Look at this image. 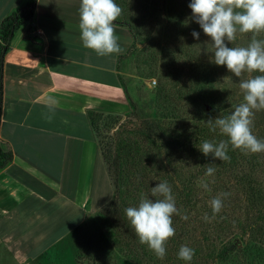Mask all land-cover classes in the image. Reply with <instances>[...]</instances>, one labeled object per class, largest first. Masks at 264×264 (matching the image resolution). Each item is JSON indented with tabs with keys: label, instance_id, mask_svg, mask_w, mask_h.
I'll list each match as a JSON object with an SVG mask.
<instances>
[{
	"label": "rangeland",
	"instance_id": "1",
	"mask_svg": "<svg viewBox=\"0 0 264 264\" xmlns=\"http://www.w3.org/2000/svg\"><path fill=\"white\" fill-rule=\"evenodd\" d=\"M116 3L122 9L121 14L136 23L141 34L132 40L119 63L121 78L136 109L96 118L106 184L95 192L82 223L56 247L29 260L11 256L0 248V264H164L163 258L155 256L147 244L123 231L125 204L131 203L129 196L138 197L140 190L131 186L126 165L117 158L116 138L152 151L153 156L158 152L154 139L158 141L161 153L155 155L151 172L156 185L167 181L176 193L173 194L176 202L183 204H186L185 191L188 188L194 191L199 202L190 204L192 213L208 217L206 220L213 227L203 237L212 238L222 231L219 238L229 234V241H239V252L213 264H264V227L252 239L250 232L243 231L249 224H255L258 217V208L250 204L247 190L253 177L263 184L264 191V152L241 149L244 156L238 157L237 168H232L230 164L223 166L218 158L204 156L195 146L199 143L194 138L196 125L227 116L243 102L241 79L260 73L245 71L236 77L226 66L210 62L214 55L211 38L193 20L188 7L190 0H119V3L116 0ZM194 30L201 33L199 40L193 38ZM252 36L237 32L229 46L246 47ZM256 38L264 40V31L257 33ZM200 92L206 96L196 100ZM166 94L179 107L167 106ZM252 131L264 140V109L254 110ZM217 139L228 137L221 135ZM161 165L170 170L172 178ZM207 167L215 169L213 175H206ZM224 192L229 196L224 199L221 211L213 214L210 201ZM250 249L252 257H244Z\"/></svg>",
	"mask_w": 264,
	"mask_h": 264
},
{
	"label": "crops",
	"instance_id": "2",
	"mask_svg": "<svg viewBox=\"0 0 264 264\" xmlns=\"http://www.w3.org/2000/svg\"><path fill=\"white\" fill-rule=\"evenodd\" d=\"M26 1L0 0V25ZM79 7L80 0H38L5 53L0 144L13 160L0 170V248L23 260L69 237L106 184L89 112L131 108L119 71L129 28L114 22L122 50L98 56L80 40Z\"/></svg>",
	"mask_w": 264,
	"mask_h": 264
},
{
	"label": "clouds",
	"instance_id": "3",
	"mask_svg": "<svg viewBox=\"0 0 264 264\" xmlns=\"http://www.w3.org/2000/svg\"><path fill=\"white\" fill-rule=\"evenodd\" d=\"M188 7L193 20L211 38L214 53L210 57L211 63L226 66L236 77L245 71L260 73L241 79L239 88L243 92V102L234 106L229 115L214 119L213 130L218 128L228 140L218 144L204 140L195 146L204 156L219 160L230 158L229 144L232 149L264 152V140L258 139L252 131L254 110L264 109V40L256 38L257 33L264 31V0H190ZM121 12L116 0H80L79 29L83 46L102 57L120 53L122 49L119 37L115 35L114 22ZM237 32L253 34L246 47L229 46ZM200 35L199 31L192 32L196 40ZM55 104V98L49 97L47 107L50 111H54ZM214 172L213 167H207L206 175L211 176ZM151 192L153 198L142 197L138 206L127 207L125 213L140 243L147 244L158 257L163 258L166 255L165 242L175 234L172 217L180 215V211L167 181L159 182ZM228 196L229 193L224 192L211 199L213 214L221 211ZM183 218L188 217L185 215ZM194 255V249L187 245H181L177 253L178 259L186 264H190Z\"/></svg>",
	"mask_w": 264,
	"mask_h": 264
},
{
	"label": "trees",
	"instance_id": "4",
	"mask_svg": "<svg viewBox=\"0 0 264 264\" xmlns=\"http://www.w3.org/2000/svg\"><path fill=\"white\" fill-rule=\"evenodd\" d=\"M37 1L38 0H27L25 4L18 7L8 16H6L0 25V39H1L0 120H1L2 102H3L2 70H3L5 53L8 50V47L11 43L14 33L25 22L31 21L34 18ZM115 23L127 25V27L131 32L132 40H136V38H138V36L141 34L138 32L136 23L132 22L129 19H126V15L121 14L117 18ZM121 82L128 93L131 109L132 111H134L136 109V105L132 101L126 83L122 78H121ZM205 84L206 81L203 83L202 86H204ZM158 96L160 97L162 96L161 90L158 92ZM205 96L206 93L200 92L198 93L196 100L205 98ZM164 103L166 105L168 104L167 106H173L174 104L176 107H179V104H177L176 101L173 100L169 94H166L164 96ZM102 114L103 113L95 112V111L89 112V116L91 118L93 127L96 130L97 136H98V129L96 126V122H97L96 118L98 116H102ZM213 127H214V122L211 123L206 122L204 124L196 125L195 127L196 129L194 130V138H196L195 141L200 143L204 140H209L213 143L218 144L219 143L218 141L228 140V139L218 140L217 137H220L223 134L220 133V130L218 128L213 130ZM218 133L220 134V136L218 135ZM154 142L156 148L158 149L157 150L158 152L155 154L157 155L158 153H161L160 152L161 144L155 139ZM115 147L117 148L116 151H117L118 160H120L123 164L126 165L128 171V178H127L128 181L132 183L131 186H137L138 190H140V195H138V197L131 199L130 198L131 196H129L130 199L128 198V200H132V201L131 203H129V201L126 202L122 214L124 218L123 220L124 224L122 226L123 231H126L127 234L130 233L128 237L134 238L138 236L136 235L135 229L131 226L130 221L126 216L125 209L127 207L138 206L142 197L153 198L151 189L152 187L156 186V181L153 175L151 174V172H152V168L155 166L154 162H156L155 155L153 156L152 151L138 148V146L127 143L126 141L120 138L119 139L116 138ZM228 156L230 157L229 159L220 160L221 164L223 166H226V164H230L232 168H237L238 162L240 160L238 159V157L244 156V153L241 149L240 150L232 149L231 145L229 144ZM12 160H13V153L11 151H4L0 144V170L6 168ZM126 162L129 164V166L126 164ZM171 167L172 166H170V168ZM161 168L166 170V173L169 175L168 177L171 178L173 177V174L170 172V170H167L165 166L161 165ZM129 171H131L132 174H130ZM249 182L250 185L248 186L247 194L250 196L249 197L250 204H253L252 206H256L258 208L259 219L257 217V220L254 222L255 224L253 223L249 224L250 226L248 228H243V231L244 233L250 232L252 239L253 236L258 237L256 234L261 233L260 231H262L261 229H263L264 227V191L262 189L263 184L259 181L258 178L252 177V180ZM173 194H176L175 191ZM184 194H185L186 204H183L182 202H178V203L176 202V206L180 211V215L174 214L172 217L173 220L172 226L175 229V234L165 242L166 255L163 257L164 264H186L185 261L178 259L177 256V253L181 245H187L190 248L194 249L195 251V255L193 256V259L190 262V264H213L218 260L228 259L232 252H239L240 250L239 241L237 242V240L235 239L234 241H229V237H228L229 234L228 235L224 234L222 238H219L218 235L222 232L221 231L218 232L216 236H212V238L202 236L203 233L204 235H206V233L209 230H211L213 227L207 222L204 216H200L197 214L195 215L192 213L193 207L191 208L190 204L193 203V201L194 203H196L197 201L199 202L194 191L188 188ZM156 198H162V197H156ZM185 215L188 217L187 219L183 218V216ZM124 235H126V233H124ZM199 237L201 239H197ZM234 237H237V235H234ZM197 241H199V243ZM209 241H211V244L207 246L206 243H208ZM217 243H219L220 246L217 245ZM252 250L253 249H250V253H248L247 250L245 253L246 255H244V257L247 258L252 257V252H253ZM150 251H152L155 254L153 250L150 249ZM155 256L157 255L155 254Z\"/></svg>",
	"mask_w": 264,
	"mask_h": 264
}]
</instances>
